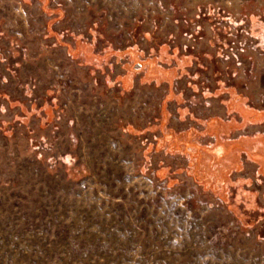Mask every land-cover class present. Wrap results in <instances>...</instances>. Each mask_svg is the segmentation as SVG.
Masks as SVG:
<instances>
[{"label":"rangeland","instance_id":"1","mask_svg":"<svg viewBox=\"0 0 264 264\" xmlns=\"http://www.w3.org/2000/svg\"><path fill=\"white\" fill-rule=\"evenodd\" d=\"M0 264H264V0H0Z\"/></svg>","mask_w":264,"mask_h":264}]
</instances>
